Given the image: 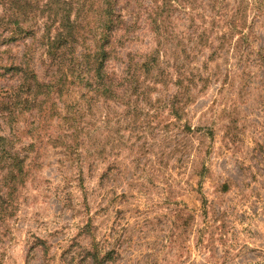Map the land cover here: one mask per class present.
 <instances>
[{
    "label": "rangeland",
    "instance_id": "obj_1",
    "mask_svg": "<svg viewBox=\"0 0 264 264\" xmlns=\"http://www.w3.org/2000/svg\"><path fill=\"white\" fill-rule=\"evenodd\" d=\"M73 1L79 63L108 0ZM110 5L108 91L52 64L47 13L0 38V264H264V0ZM27 52L42 93L8 107Z\"/></svg>",
    "mask_w": 264,
    "mask_h": 264
},
{
    "label": "trees",
    "instance_id": "obj_2",
    "mask_svg": "<svg viewBox=\"0 0 264 264\" xmlns=\"http://www.w3.org/2000/svg\"><path fill=\"white\" fill-rule=\"evenodd\" d=\"M73 5L78 6L73 0H0V38L3 37V40L10 42L22 37L34 36L33 27L24 28L22 25L34 19L37 15H44L47 13L48 23L44 26V35H42L41 39L47 47V53L52 64L63 69V66L67 62V57L69 56V62H73L72 69L77 68V74L81 76L85 82L93 81L96 86L97 84L103 86L105 90L108 91V84L104 83L105 76L103 75V65L106 58L109 56L107 49L110 44L108 41L109 34L112 31V27L118 26L121 21L119 17L112 16L110 0H108L105 4L106 8L103 11L105 17L100 21L101 31L98 33V38L95 40V46L93 50L86 51L87 53L81 56L80 60L82 61L78 63L73 56L74 43H76L77 39V23L75 24L74 21L70 19ZM84 7V5H81L79 8L83 10ZM157 16L160 15L157 13L156 17ZM55 25L57 26L54 30L55 34L51 38V31ZM29 47L30 46H28V48ZM72 47L73 49L70 50ZM27 54L28 52L24 54L19 63L10 68L13 71V75L18 76L17 80L19 83L18 86L8 89L12 94L8 104L4 103V105L8 107L10 105V99L18 100L20 103H26L29 100V96L34 97L36 94L42 93L39 92V90L43 89V86L39 84L35 73L27 63L29 62V60H26L29 59ZM155 63L156 58L152 57L150 62L143 64L141 68L145 70V72L151 71L155 68ZM68 67H70V64ZM4 110H7V108H4ZM1 111H3V109ZM0 142H4V139L0 138ZM2 160L6 163L4 168H2L3 170L5 169L6 172L1 178V185L6 189L5 196L7 197L9 195L10 198L17 185L23 184V162L15 154H11V156L2 154L0 156V161ZM2 169L1 171H3ZM98 254L95 248L86 254L91 264H102V259Z\"/></svg>",
    "mask_w": 264,
    "mask_h": 264
}]
</instances>
